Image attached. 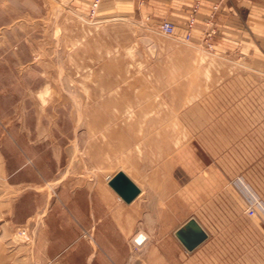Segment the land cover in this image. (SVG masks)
Segmentation results:
<instances>
[{"label":"rangeland","instance_id":"obj_1","mask_svg":"<svg viewBox=\"0 0 264 264\" xmlns=\"http://www.w3.org/2000/svg\"><path fill=\"white\" fill-rule=\"evenodd\" d=\"M84 1L0 0V264H264V57Z\"/></svg>","mask_w":264,"mask_h":264},{"label":"crops","instance_id":"obj_2","mask_svg":"<svg viewBox=\"0 0 264 264\" xmlns=\"http://www.w3.org/2000/svg\"><path fill=\"white\" fill-rule=\"evenodd\" d=\"M84 2L88 5L90 0ZM217 2L218 0H99L100 6L98 5L96 11L98 10L105 17L131 12L136 16L146 17L156 24L169 21L177 25L178 31L182 33L192 9L199 4L197 24L193 32L194 44L207 47L204 40L208 32L206 21L214 16L216 32L210 43H213V50L216 53L244 52L252 59L264 57V0H226L217 11H214L213 7ZM90 8L92 10V7ZM97 218V214L94 213L95 222ZM75 222V225L68 224L71 232L53 235L51 240L53 245L50 250L55 252L54 257L56 253L66 250L68 245L76 239L80 228L85 225V216L79 217L78 215ZM90 241L96 248L97 242L94 234L90 236ZM62 243H65L66 247L62 248ZM82 246H78L73 252H86V246ZM92 258L93 255L89 259ZM82 260L86 261L85 255Z\"/></svg>","mask_w":264,"mask_h":264},{"label":"water","instance_id":"obj_3","mask_svg":"<svg viewBox=\"0 0 264 264\" xmlns=\"http://www.w3.org/2000/svg\"><path fill=\"white\" fill-rule=\"evenodd\" d=\"M109 186L127 204L141 194V189L122 172L109 181ZM174 236L188 253L194 252L209 238L207 231L195 218L188 219L175 231Z\"/></svg>","mask_w":264,"mask_h":264},{"label":"built area","instance_id":"obj_4","mask_svg":"<svg viewBox=\"0 0 264 264\" xmlns=\"http://www.w3.org/2000/svg\"><path fill=\"white\" fill-rule=\"evenodd\" d=\"M226 0H218V2L214 5V11H217L219 9V6L225 2ZM99 5V0H95L92 5V14L94 15L97 7ZM199 4H196L194 8L192 9L188 21L186 22L183 34L181 36L178 35L176 31V26L172 22L164 21L159 25V30L161 33H163L166 36L169 37H175L178 39H181L184 42H191L192 41V34L195 30L196 24H197V11H198ZM206 25L208 27V32L205 34V42L208 45V47L211 46L210 41L213 39V36L215 35V29H214V16H211L207 21Z\"/></svg>","mask_w":264,"mask_h":264},{"label":"bare ground","instance_id":"obj_5","mask_svg":"<svg viewBox=\"0 0 264 264\" xmlns=\"http://www.w3.org/2000/svg\"><path fill=\"white\" fill-rule=\"evenodd\" d=\"M127 175V174H126ZM112 178H109L108 179V181H110ZM131 179V178H130ZM119 197V196H118ZM118 200L119 201H121L122 199L119 197L118 198ZM143 234V233H142ZM144 235H145V233H144ZM140 237H138L137 239L138 240H135L134 242L137 244V245H141L140 243H141V241H142V239H143V235H139ZM147 237V236H146ZM135 239V238H134ZM145 240V239H144ZM142 244H143V242H142Z\"/></svg>","mask_w":264,"mask_h":264}]
</instances>
